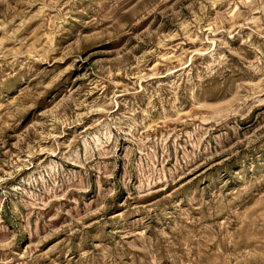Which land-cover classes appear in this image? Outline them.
Instances as JSON below:
<instances>
[{"label":"rangeland","instance_id":"1","mask_svg":"<svg viewBox=\"0 0 264 264\" xmlns=\"http://www.w3.org/2000/svg\"><path fill=\"white\" fill-rule=\"evenodd\" d=\"M0 264H264V0H0Z\"/></svg>","mask_w":264,"mask_h":264}]
</instances>
